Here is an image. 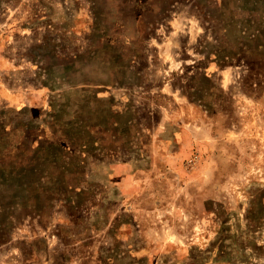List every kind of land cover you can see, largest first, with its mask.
Returning a JSON list of instances; mask_svg holds the SVG:
<instances>
[{
  "label": "rangeland",
  "instance_id": "obj_1",
  "mask_svg": "<svg viewBox=\"0 0 264 264\" xmlns=\"http://www.w3.org/2000/svg\"><path fill=\"white\" fill-rule=\"evenodd\" d=\"M0 264H264V0H0Z\"/></svg>",
  "mask_w": 264,
  "mask_h": 264
}]
</instances>
